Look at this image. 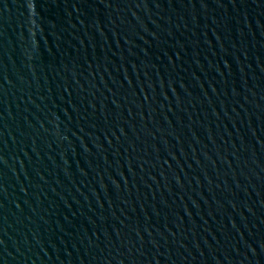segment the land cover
Segmentation results:
<instances>
[{"label":"water","instance_id":"water-1","mask_svg":"<svg viewBox=\"0 0 264 264\" xmlns=\"http://www.w3.org/2000/svg\"><path fill=\"white\" fill-rule=\"evenodd\" d=\"M0 264H264V0H0Z\"/></svg>","mask_w":264,"mask_h":264}]
</instances>
